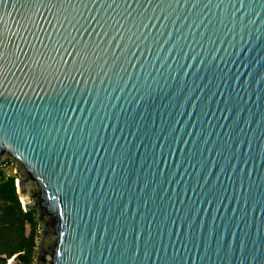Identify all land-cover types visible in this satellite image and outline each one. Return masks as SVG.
Wrapping results in <instances>:
<instances>
[{
    "label": "water",
    "instance_id": "95a60500",
    "mask_svg": "<svg viewBox=\"0 0 264 264\" xmlns=\"http://www.w3.org/2000/svg\"><path fill=\"white\" fill-rule=\"evenodd\" d=\"M5 161L7 264H264V0H0Z\"/></svg>",
    "mask_w": 264,
    "mask_h": 264
},
{
    "label": "trees",
    "instance_id": "16d2710c",
    "mask_svg": "<svg viewBox=\"0 0 264 264\" xmlns=\"http://www.w3.org/2000/svg\"><path fill=\"white\" fill-rule=\"evenodd\" d=\"M0 202L3 203V222L9 223L7 230L14 232L13 236L4 243L8 245V249L3 251L6 253V258H0V264H6L14 254H19L22 261L31 263L37 232L35 211L24 212L22 210L12 179L0 183ZM26 223H29L32 229L27 236H24Z\"/></svg>",
    "mask_w": 264,
    "mask_h": 264
},
{
    "label": "rangeland",
    "instance_id": "374dc122",
    "mask_svg": "<svg viewBox=\"0 0 264 264\" xmlns=\"http://www.w3.org/2000/svg\"><path fill=\"white\" fill-rule=\"evenodd\" d=\"M14 186H15V192H17L16 191V182H14ZM17 198H18V195H17ZM18 201H19V199H18ZM19 203H20V201H19ZM20 206L22 208V204L21 203H20ZM2 210H3V203L0 202V258H6V253H4L5 252L4 250L8 249V245H6L4 243L7 241V239L9 240L10 237L13 236L14 232H12L11 230H7V228L9 227V225H8L9 223L3 222L4 217H3ZM31 229H32L31 225L29 223H26L25 224L24 236H27L30 233ZM39 238L40 237H39V233H38V230H37L36 236H35V249H34V252L31 255V263L34 262V258L36 256V246H37V244L39 242ZM6 264H7V262H6Z\"/></svg>",
    "mask_w": 264,
    "mask_h": 264
},
{
    "label": "built area",
    "instance_id": "2783aa9c",
    "mask_svg": "<svg viewBox=\"0 0 264 264\" xmlns=\"http://www.w3.org/2000/svg\"><path fill=\"white\" fill-rule=\"evenodd\" d=\"M15 166L8 161V164L0 166V183L8 180H14L16 182L17 174L15 173ZM8 262V261H7Z\"/></svg>",
    "mask_w": 264,
    "mask_h": 264
},
{
    "label": "flooded vegetation",
    "instance_id": "af4514ba",
    "mask_svg": "<svg viewBox=\"0 0 264 264\" xmlns=\"http://www.w3.org/2000/svg\"><path fill=\"white\" fill-rule=\"evenodd\" d=\"M6 164H8V161H5V162H3V164H2V165H6ZM2 165H1V166H2Z\"/></svg>",
    "mask_w": 264,
    "mask_h": 264
}]
</instances>
